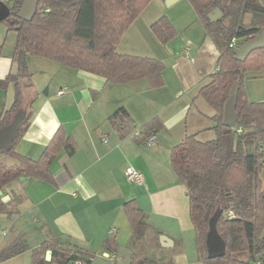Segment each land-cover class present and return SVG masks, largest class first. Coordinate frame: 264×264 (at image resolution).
I'll list each match as a JSON object with an SVG mask.
<instances>
[{
	"label": "crops",
	"instance_id": "1",
	"mask_svg": "<svg viewBox=\"0 0 264 264\" xmlns=\"http://www.w3.org/2000/svg\"><path fill=\"white\" fill-rule=\"evenodd\" d=\"M148 4L161 10L159 1L150 0ZM189 10L186 6L180 13L194 17ZM141 14L124 30L116 51L161 60L164 68L160 85L151 86L143 78L111 83L101 75L52 59L26 56L30 79L29 85L23 87L21 108L30 115L15 150L37 159L58 128L72 139L74 150L68 154L61 149L52 160L54 182L27 176L23 181H13L2 192L8 200L18 198L16 212L12 213L17 215L15 220L29 215L37 223L40 243L48 239L60 245L90 249L113 264L124 252V245L129 254L143 247L146 254L163 260L172 258L175 264H197L196 252L195 260L190 246L185 247L184 253L181 249L184 240L190 244L194 229L185 186L170 165V151L186 134L198 136L206 132L211 137L214 133L210 129L214 109L198 91L209 82L217 67L218 49L196 12L195 19L190 17L193 21L198 19L204 33L200 31L196 38L187 36L172 43L160 42L150 29V24L161 16L159 10L152 9L144 17ZM8 31L14 35L0 54V79L16 70L12 59L15 32L7 30L6 24L0 25L1 38ZM186 45L187 53L183 51ZM13 97L11 82L0 87V117L10 108ZM121 106L128 112L133 129H140L142 135L151 118L159 119V128L152 131V146L145 145L142 136L133 135V129L121 133L111 124L109 116ZM0 161L12 164L15 160L0 154ZM127 165L143 173L144 184L126 178ZM128 199H134L143 210L149 226L145 236L137 241L132 240L123 210ZM25 226L20 225L16 236L23 234L26 238ZM109 236L115 239L113 253L102 248L103 240Z\"/></svg>",
	"mask_w": 264,
	"mask_h": 264
},
{
	"label": "trees",
	"instance_id": "2",
	"mask_svg": "<svg viewBox=\"0 0 264 264\" xmlns=\"http://www.w3.org/2000/svg\"><path fill=\"white\" fill-rule=\"evenodd\" d=\"M150 0H38L29 20L16 15L22 0H0L9 7L3 20L7 30L15 32L12 59L15 72L0 79V87L14 86L10 108L0 117V127L21 108L23 87L29 85L28 54L52 59L62 65L80 68L105 78L111 83L146 79L149 85L162 84L163 62L116 51V44L128 25L140 14ZM203 23L206 34L217 49V67L209 82L199 88L198 95L213 109L210 129L214 137L206 140L197 133L186 134L170 151V165L178 180L184 184L188 212L195 233L196 257L201 264H264V101L249 100L244 87L246 70L264 64V46L253 49L242 60L235 58L234 47L256 36L264 22V0H188ZM218 7L223 16L209 22L206 12ZM250 22H244V15ZM228 19L224 25L223 20ZM151 31L162 43L172 38L176 29L165 15L150 24ZM242 39L229 46L230 39ZM1 54V45H0ZM236 86V123H222L223 106ZM29 111L18 125L9 147L0 154L15 161H0V190L28 176L54 182L50 164L57 153L74 150L72 139L58 128L37 159L15 150V143L28 122ZM111 124L121 133H128L133 124L124 107L109 116ZM160 121L153 117L144 126L146 137L158 129ZM132 127V128H131ZM136 129V128H134ZM133 129V130H134ZM132 130V132H133ZM143 139V138H142ZM17 197L2 201L0 212H16ZM220 209L216 230L224 241L222 256L207 257L205 235L212 213ZM123 210L132 230V240L142 239L148 229L145 213L134 199L123 203ZM157 231H155V240ZM115 239L106 237L102 248L113 253ZM27 248L23 234L17 235L0 248V260L19 254ZM50 249V259L45 250ZM94 251L60 245L45 239L33 249L30 264H91ZM125 264H175L172 258L160 259L152 254L132 251Z\"/></svg>",
	"mask_w": 264,
	"mask_h": 264
},
{
	"label": "rangeland",
	"instance_id": "3",
	"mask_svg": "<svg viewBox=\"0 0 264 264\" xmlns=\"http://www.w3.org/2000/svg\"><path fill=\"white\" fill-rule=\"evenodd\" d=\"M155 1H159L161 10L157 9L156 6L153 7L154 5L152 4H147V7L146 8L144 7L143 11H141L142 13L141 15L144 17V15L148 14L152 9H155L156 12H158L159 10L161 15L162 14L165 15L169 19L171 18L170 20H172L171 22L173 23L176 29L175 35L169 39L171 43L176 39H179L180 41H182L187 36L196 38L197 34H199L200 31H201V34L204 33L202 30L203 26H201L198 19L194 21L192 20V18L195 19L196 17H195V12L188 0H178L177 2L171 5L165 4L164 1L163 2H160V0H155ZM186 6H187V12L188 11L190 12L189 10L190 8L194 17L190 15L192 17L191 18L188 14L183 15L180 13L182 9H186ZM243 20L245 23H249L251 20L250 15L245 14ZM5 24L6 23L3 19L0 20L1 26ZM222 24L227 25L228 19L227 18L224 19ZM262 24H264V22ZM8 32L9 33L11 32V33L10 34L8 33V35H6L3 38L0 37L1 52L4 49V47L7 46L8 42L12 38V35H14L12 31H8ZM240 41H242V39L237 38L236 43ZM243 87H244L245 93L249 100L264 101V64L259 66L257 69H252V70L248 69L244 72ZM210 123H212V121H210ZM213 137H214V133L211 137H209V134L206 132H201L198 135V138H200L201 140H206V139L213 138ZM16 218H17V215L15 214L5 216V215H1L0 213V248L3 247L8 242H10V240H12L16 236L20 225L21 226L26 225L25 227H26L27 248L19 254L13 255L4 260H0V264H30L33 249L36 247V245L38 246L40 244L39 241L41 238L39 237L40 235H39V232L37 231L38 229L35 228V225L37 223L32 220V217L31 216L29 217L28 215L26 219L21 218V219L15 220ZM262 233H264V226H263ZM190 238L191 239H190L189 245H188L187 240L186 241L184 240L182 242L181 244L182 253L185 252V247L190 246L189 248L191 249V255H193V258L196 260L197 257L195 258V252H196L195 234L193 231L191 233ZM142 249L143 247L141 248V252L145 253L143 251L144 249L143 250ZM136 251H140V250H136ZM128 252L129 251L124 245V252H123L124 257H123V253L121 254L120 252L121 256L119 260H117L114 264L127 263L129 260V256H130ZM195 263L201 264V263H198L197 260L195 261ZM91 264H113V263L112 261H108L106 259L104 260V258H101V255L99 253V256L93 255V261ZM182 264H186L185 261Z\"/></svg>",
	"mask_w": 264,
	"mask_h": 264
},
{
	"label": "water",
	"instance_id": "4",
	"mask_svg": "<svg viewBox=\"0 0 264 264\" xmlns=\"http://www.w3.org/2000/svg\"><path fill=\"white\" fill-rule=\"evenodd\" d=\"M38 0H22V3L16 12V15L25 20H29L36 9ZM68 1V0H62ZM165 4L170 5L175 0H163ZM9 14V7L4 3L0 2V20L4 19ZM223 16L222 11L218 7H213L206 12V17L209 22L216 21ZM264 46V24L261 25L260 32L246 41L237 44L234 47L235 58L242 61L247 54L253 49ZM235 94L236 86L230 90V97L225 101L223 106L222 123L226 126H234L236 123V111H235ZM26 115V109L20 108L16 110L10 120L0 127V150L9 147L11 140L16 132L18 125ZM27 176H19V180L23 181L27 179ZM0 198L2 201L8 200V195L3 194L0 190ZM221 213L220 209H216L209 218L208 230L205 235V245L207 250V257H218L222 256L225 252V244L221 236L216 230V220ZM161 239H165L161 235ZM166 240V239H165ZM51 257L50 249L45 250V259L48 260Z\"/></svg>",
	"mask_w": 264,
	"mask_h": 264
},
{
	"label": "built area",
	"instance_id": "5",
	"mask_svg": "<svg viewBox=\"0 0 264 264\" xmlns=\"http://www.w3.org/2000/svg\"><path fill=\"white\" fill-rule=\"evenodd\" d=\"M235 43H236V39L234 37H232L230 39V41H229V46H234ZM188 50H189V46L186 45L183 48V51L187 53ZM60 92H61V90L58 91V93H60ZM132 133H133V135H136V136H141L142 135L140 129H138V128L134 129ZM142 141H143V143L145 145L152 146L155 143V135H154V133H150L146 137H143ZM263 149H264V147H263ZM124 172H125L126 178L129 181L134 182L136 184H144L145 181H144L143 173L140 170L134 168L132 165H127L125 167V169H124ZM113 231H114V229H112V231H110V232H113ZM105 255L109 256L110 259L113 260V257L111 255H108V254H105Z\"/></svg>",
	"mask_w": 264,
	"mask_h": 264
}]
</instances>
